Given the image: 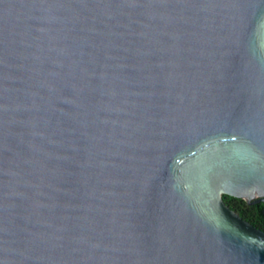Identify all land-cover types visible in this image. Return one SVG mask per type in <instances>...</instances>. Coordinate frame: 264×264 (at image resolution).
<instances>
[{
    "label": "water",
    "instance_id": "1",
    "mask_svg": "<svg viewBox=\"0 0 264 264\" xmlns=\"http://www.w3.org/2000/svg\"><path fill=\"white\" fill-rule=\"evenodd\" d=\"M223 195L264 202V0H0V264H264Z\"/></svg>",
    "mask_w": 264,
    "mask_h": 264
},
{
    "label": "trees",
    "instance_id": "2",
    "mask_svg": "<svg viewBox=\"0 0 264 264\" xmlns=\"http://www.w3.org/2000/svg\"><path fill=\"white\" fill-rule=\"evenodd\" d=\"M224 203L235 211L242 219L251 223L254 227L264 231V203L249 206L242 199L223 195Z\"/></svg>",
    "mask_w": 264,
    "mask_h": 264
},
{
    "label": "flooded vegetation",
    "instance_id": "3",
    "mask_svg": "<svg viewBox=\"0 0 264 264\" xmlns=\"http://www.w3.org/2000/svg\"><path fill=\"white\" fill-rule=\"evenodd\" d=\"M256 200V199H255ZM260 203H264V202H259V203H255V204H248L249 206H254V205H257V204H260ZM247 204V203H246Z\"/></svg>",
    "mask_w": 264,
    "mask_h": 264
}]
</instances>
